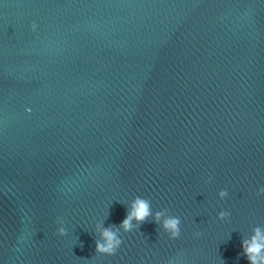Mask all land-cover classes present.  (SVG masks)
<instances>
[{
  "label": "water",
  "instance_id": "obj_1",
  "mask_svg": "<svg viewBox=\"0 0 264 264\" xmlns=\"http://www.w3.org/2000/svg\"><path fill=\"white\" fill-rule=\"evenodd\" d=\"M261 188L264 0H0V264H249Z\"/></svg>",
  "mask_w": 264,
  "mask_h": 264
},
{
  "label": "clouds",
  "instance_id": "obj_2",
  "mask_svg": "<svg viewBox=\"0 0 264 264\" xmlns=\"http://www.w3.org/2000/svg\"><path fill=\"white\" fill-rule=\"evenodd\" d=\"M31 29L35 31L36 25L32 24ZM211 178H209L210 180ZM207 182V181H206ZM264 194V188L258 190L257 195ZM227 192L222 190L218 193L219 198L226 197ZM150 215H152L150 201L142 197H136L129 205V211L126 218L119 225V229H122L124 233L133 231L134 227L143 223ZM228 215L227 212L219 213L217 219H224ZM164 216L163 212L157 211L153 217L154 221L160 222L161 217ZM133 221L136 224H133ZM61 226L57 229L56 235L65 236L66 230L62 226L63 222L59 221ZM181 220L176 216H168L163 220L161 225L162 230L168 234L167 238L170 241L176 240L180 235ZM119 229L116 228H102V225H98L99 239L95 243V252L98 255L111 256L114 255L122 244V240L118 234ZM199 237L200 233L194 234ZM242 254L246 257L249 264H264V229L261 227H255L252 230V235L242 240Z\"/></svg>",
  "mask_w": 264,
  "mask_h": 264
}]
</instances>
